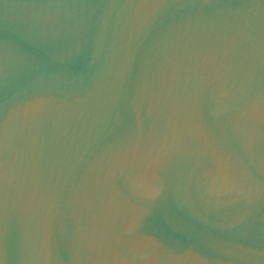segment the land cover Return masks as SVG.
Masks as SVG:
<instances>
[{"label":"water","instance_id":"1","mask_svg":"<svg viewBox=\"0 0 264 264\" xmlns=\"http://www.w3.org/2000/svg\"><path fill=\"white\" fill-rule=\"evenodd\" d=\"M0 264H264V0H0Z\"/></svg>","mask_w":264,"mask_h":264}]
</instances>
